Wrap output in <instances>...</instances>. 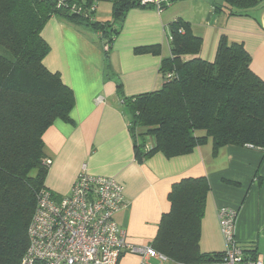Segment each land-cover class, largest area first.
I'll use <instances>...</instances> for the list:
<instances>
[{
  "label": "trees",
  "instance_id": "obj_1",
  "mask_svg": "<svg viewBox=\"0 0 264 264\" xmlns=\"http://www.w3.org/2000/svg\"><path fill=\"white\" fill-rule=\"evenodd\" d=\"M93 1L0 0V264H21L27 251L28 226L38 195L47 188L45 131L58 118L73 121V88L45 65L50 51L43 36L46 23L56 16L96 31L107 45L106 67L112 70L110 50L123 19L130 6H141L134 0H107L113 2V19L100 21L85 13ZM261 1L223 0L215 9L230 16L251 15ZM73 3L84 10L64 7ZM167 33L171 55L161 62L163 86L126 96L118 85L137 156L161 152L171 158L210 140L214 155L229 144L264 149V80L252 70L244 43L222 34L214 61H208L200 56L203 40L189 21L172 20ZM135 51L160 54L161 45H141ZM148 136L154 137L152 148ZM209 191L206 175L175 182L168 196L170 210L150 245L177 264H216L223 251L200 248ZM244 249L257 256L255 249Z\"/></svg>",
  "mask_w": 264,
  "mask_h": 264
},
{
  "label": "crops",
  "instance_id": "obj_2",
  "mask_svg": "<svg viewBox=\"0 0 264 264\" xmlns=\"http://www.w3.org/2000/svg\"><path fill=\"white\" fill-rule=\"evenodd\" d=\"M178 1L163 11L153 6L128 8L110 50L112 70L106 67V46L96 31L56 16L48 20L43 29L50 44L45 65L61 73L73 88L76 102L73 121L58 118L43 135L50 160L45 184L56 197L69 194L83 163L92 174L115 177L124 184L128 202L116 220L126 229L130 244L147 246L156 237L163 214L170 210L172 185L184 177L206 175L210 191L201 222V250L224 251L218 212L232 207L238 211V241L244 248L255 249L264 263V149L229 144L214 155L210 140L171 158L161 152L140 158L135 150L118 85L126 96L163 86L160 67L162 59L171 55L167 25L172 20L182 17L191 23L194 34L203 40L200 56L208 61H214L222 34L243 42L252 56V70L264 80V0L250 10L251 15L241 16L216 11L223 0H190L183 10L169 13ZM98 7L96 20L113 19L111 8L104 14ZM157 43L160 54L135 51L137 46ZM154 141L148 136L150 148ZM141 259L139 254L125 252L118 264H140Z\"/></svg>",
  "mask_w": 264,
  "mask_h": 264
},
{
  "label": "built area",
  "instance_id": "obj_3",
  "mask_svg": "<svg viewBox=\"0 0 264 264\" xmlns=\"http://www.w3.org/2000/svg\"><path fill=\"white\" fill-rule=\"evenodd\" d=\"M134 1L141 6H153L158 11H163L172 2ZM98 3L97 0L91 2L85 13L95 14ZM64 7L72 11L84 10L77 3ZM127 205L123 183L112 176L92 174L87 163H83L69 194L56 197L48 188L40 191L28 226L29 245L21 264H118L125 252L142 255L144 259H168L151 245L136 246L127 241L126 229L116 220V214ZM237 215L235 208L219 209L225 249L216 264H264L258 256L248 255L238 241Z\"/></svg>",
  "mask_w": 264,
  "mask_h": 264
},
{
  "label": "rangeland",
  "instance_id": "obj_4",
  "mask_svg": "<svg viewBox=\"0 0 264 264\" xmlns=\"http://www.w3.org/2000/svg\"><path fill=\"white\" fill-rule=\"evenodd\" d=\"M190 3V0H180L177 2V4L174 7H171L168 12H179L181 10L184 9V6H187V4ZM98 6H100V11H98L99 13H103L107 14V12L105 11H109L107 10V8H111L112 14H113V2L111 1H107V0H100L98 3ZM99 8V7H98ZM106 9V10H105ZM97 12V11H96ZM95 12V14H96ZM99 16V15H98ZM102 39V38H101ZM141 259V263L140 264H177L176 262L170 260V259H163V258H159V257H151L149 259H143V256L140 255Z\"/></svg>",
  "mask_w": 264,
  "mask_h": 264
}]
</instances>
